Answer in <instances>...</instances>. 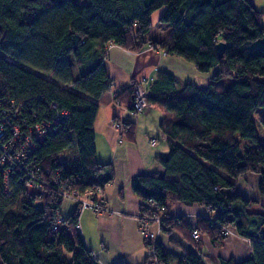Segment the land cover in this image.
<instances>
[{
  "label": "trees",
  "instance_id": "trees-1",
  "mask_svg": "<svg viewBox=\"0 0 264 264\" xmlns=\"http://www.w3.org/2000/svg\"><path fill=\"white\" fill-rule=\"evenodd\" d=\"M161 8L159 22L169 25V33L163 40L149 38L151 15ZM263 16L251 0H0V107L10 102L6 137L16 123L25 130L24 124L50 123L58 110L66 113L41 141L29 136L35 147L23 166L12 168L7 179L0 171V264H98L76 229L81 213L62 215L57 192L27 188L24 170L43 179L57 175L58 187L80 192L112 180L110 166L95 160L94 149L97 101L112 87L104 66L109 45L133 53L160 49L208 78L203 87H178L173 73L157 70L151 83L146 80L147 102L162 112L158 125L168 153L156 157L163 174L134 176L132 190L142 212L148 201L156 213L165 208L161 232L175 229L197 250L177 255L158 243V263L204 264L192 230L215 243L226 238L221 228L231 226L251 252L241 261L219 263L264 264V146L252 145V114L264 107V45L258 43ZM218 42L226 44L222 56ZM137 83L117 96L120 102L127 97L130 110ZM122 124L121 134L133 139L135 123ZM60 153L67 163H58ZM246 174L258 175L257 197L235 187ZM169 203L216 210L218 225L199 216L191 226L185 217L168 214ZM59 216L68 223H57Z\"/></svg>",
  "mask_w": 264,
  "mask_h": 264
},
{
  "label": "crops",
  "instance_id": "crops-1",
  "mask_svg": "<svg viewBox=\"0 0 264 264\" xmlns=\"http://www.w3.org/2000/svg\"><path fill=\"white\" fill-rule=\"evenodd\" d=\"M251 1L254 4L253 0ZM106 53L104 66L112 89H123L147 77L151 83L157 70L171 73L180 70L191 76L186 80L176 76L178 87L186 82L198 87L208 83L207 78L204 85H198L200 83L194 78L201 76L193 64L178 57L166 56L160 49L145 47L133 53L109 45ZM112 91L110 89L97 101L98 111L94 121L95 160L100 164L109 165L113 176L104 188V201L108 212L94 213L88 209L84 210L78 217L76 229L98 264H143L147 251L136 221V215L141 211V199L132 190L131 180L136 175L155 170L163 174V169L156 160V157H164L168 153L165 138L158 125L162 112L153 107L146 114H132L125 103L127 97L122 96V103L116 97L118 104L121 103V106H117L113 103ZM114 117L121 120L131 119L135 123L133 139L126 138L112 125ZM151 140H154L153 144ZM241 178L253 184V192L245 195L236 188L237 191L244 196L257 197L258 175L246 174ZM64 203V212L60 213L64 216L72 214L75 209L74 202ZM210 210L204 206L181 203H169L166 207L168 214L173 217H185L191 226H195L196 217L214 218L217 211ZM158 242L177 255H181L184 249L197 251L194 244L185 240L175 229L167 233L162 231ZM195 242L200 244L198 254L204 264H220L221 259L229 258L241 261L251 252L249 241L238 236L235 230L231 236L227 235L224 240L215 243L200 232V237Z\"/></svg>",
  "mask_w": 264,
  "mask_h": 264
},
{
  "label": "built area",
  "instance_id": "built-area-1",
  "mask_svg": "<svg viewBox=\"0 0 264 264\" xmlns=\"http://www.w3.org/2000/svg\"><path fill=\"white\" fill-rule=\"evenodd\" d=\"M146 80H142L141 83H137L133 86L132 92V109L130 112L132 114L142 113L146 108L148 102L146 99L147 90H146ZM112 90V88H111ZM121 93V89H115L112 91L114 99ZM2 103L5 104L4 107H0V171L4 173V177L7 179L8 174L12 168L23 166L25 162V154L28 155L29 151L33 150L35 145L30 140L29 136H33L37 141H41L43 136L53 130L54 125H56L62 118H65L66 113L64 111L60 112L55 104H52V107L57 109L56 117L52 122H43L42 124H24L25 130L19 128V125L16 123L10 129L11 136L6 137V128L8 126L10 111L7 109L10 104L9 100H3ZM116 103H119V101ZM119 105V104H118ZM15 114L18 115L17 110H14ZM21 115H18L19 118ZM112 125L118 129L120 132L123 129V124L121 119H115L112 121ZM9 132V133H10ZM154 143V140H151ZM57 161L59 164H65L66 156L63 153L57 155ZM8 165L3 168V166ZM24 168V167H23ZM26 169V168H25ZM24 180L27 188L41 192L44 188H51L57 192V195L61 197L62 200L71 199L75 203V209L78 214L84 210H91L94 213H104L108 212L105 201L102 197V193L105 185L95 186L91 188H86L82 192L78 191L76 188H68L66 190L58 187L59 178L58 176H50L49 179H43L42 175L35 173V170H24ZM107 172L102 171L101 176L106 177ZM73 178L68 179V183L71 184ZM66 188V187H65ZM7 196L12 194L10 188L5 189ZM146 212L140 211L136 215L137 229L139 234L145 240L147 248V262L146 264H159L157 260L156 245L159 243L157 234H155L151 228L150 224L156 225L158 232H161V226L163 224L164 217L159 214L165 211V208L161 206L159 211L156 213L155 206L152 201L146 203ZM212 224L218 225V222L214 220L213 217H207ZM57 223L67 224L66 218L59 216ZM224 236H227L230 233L229 227L224 226L221 228ZM191 237L197 241L199 239V231L193 229L191 232Z\"/></svg>",
  "mask_w": 264,
  "mask_h": 264
},
{
  "label": "rangeland",
  "instance_id": "rangeland-1",
  "mask_svg": "<svg viewBox=\"0 0 264 264\" xmlns=\"http://www.w3.org/2000/svg\"><path fill=\"white\" fill-rule=\"evenodd\" d=\"M253 2H254L255 7L257 8V10L264 11V0H253ZM162 12H163V8L155 11L151 15V28H150V31H149L147 37L154 38V39H157V40H163L168 35L169 29H170L169 28V25L162 24V23L159 22V17H160V15H161ZM263 20H264V16H263ZM258 43L264 45V36H263V38H261V39L258 40ZM172 73L175 76H178L180 78H183V80H186V79H190L191 78V76L186 75L185 73H183L180 70L172 71ZM200 76L201 77L194 78V79H196L197 82L200 83L198 85L201 86V85H204L207 82V81L204 82V80H207V75L204 74V73H200ZM147 79H149V77H147ZM147 79L145 78V79H142V80H147ZM261 79L264 81V76H262ZM231 81H232L231 79H227L226 80V83L230 84ZM115 89L116 88H114L112 90H115ZM112 99H113V103L115 104L116 103V99H114L113 95H112ZM116 104H117V106H119L121 103L119 105H118V103H116ZM150 108H153V107H150L149 104H147V106L144 109V111L142 113H138V114H146L150 110ZM252 118H253L254 125H255V129H256V132H257V141H256V143H252V145L264 146V125H263V122H264V107L263 108H258L252 114ZM151 143H152V141H151ZM69 162H70V165H73V159L72 158H71V160ZM158 167H159V165H158ZM155 171L159 172V170H155ZM235 183H236V186H237L236 188L239 191H242L245 195H249L248 193L252 194V192H253V184L248 183L247 181H245L244 178L237 179L235 181ZM102 197L104 199V190H103V193H102ZM63 201L65 202V201H72V200L71 199H65ZM64 202H62V204H61V210H60L61 212H64V205H65ZM210 212H211V210H210ZM212 212H214V211L212 210ZM104 213H106V212H104ZM228 227H229V230H230V233L228 234V236L229 235L231 236L232 233L234 232V229L231 226H228ZM150 228H151V230L155 234H157V238H158V236H159V234L161 232H158V229H157L156 225L150 224ZM199 236H200V232H199ZM192 240L195 242V240L193 238H192ZM143 242L145 244V240L144 239H143ZM145 246H146V244H145ZM146 250H147V248H146Z\"/></svg>",
  "mask_w": 264,
  "mask_h": 264
},
{
  "label": "water",
  "instance_id": "water-1",
  "mask_svg": "<svg viewBox=\"0 0 264 264\" xmlns=\"http://www.w3.org/2000/svg\"><path fill=\"white\" fill-rule=\"evenodd\" d=\"M225 46H226V44H225L224 42H218V43L216 44V49H217L218 54H219L220 56H222V53H223V51H224Z\"/></svg>",
  "mask_w": 264,
  "mask_h": 264
}]
</instances>
